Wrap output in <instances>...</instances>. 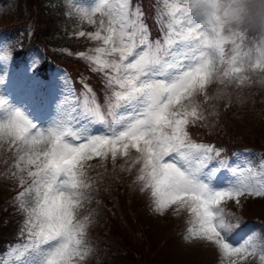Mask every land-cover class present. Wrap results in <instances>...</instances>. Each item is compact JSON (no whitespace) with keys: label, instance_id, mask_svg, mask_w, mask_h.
<instances>
[{"label":"snow or ice","instance_id":"obj_1","mask_svg":"<svg viewBox=\"0 0 264 264\" xmlns=\"http://www.w3.org/2000/svg\"><path fill=\"white\" fill-rule=\"evenodd\" d=\"M184 4L175 0L169 6L166 30L155 41L131 0L76 7L79 19L89 24L100 17L96 31L78 33L98 45L78 55L90 72L101 75L103 105L86 83L79 94L65 83L55 118L40 126L0 92V145L15 150L11 175L20 189L14 200L24 216L19 232L25 239L2 264H84L91 255L88 217H80L91 199L84 162L108 156L115 162L130 149L139 165L134 182L152 210L159 215L172 206L187 211L186 241L214 247L227 264L248 256H259L264 264V236L253 232L233 244L230 237L244 222L222 207L229 201L240 205L241 198H264V160L233 166L221 149L195 142L187 130L205 119L195 98L209 83L230 79L246 65L264 69L254 60L264 54L237 50L227 57L224 33L233 27L219 19L200 24ZM11 59L8 50L0 53V72ZM4 84L0 75V87ZM98 126L102 133L94 131ZM222 171L231 179L217 186Z\"/></svg>","mask_w":264,"mask_h":264},{"label":"rangeland","instance_id":"obj_2","mask_svg":"<svg viewBox=\"0 0 264 264\" xmlns=\"http://www.w3.org/2000/svg\"><path fill=\"white\" fill-rule=\"evenodd\" d=\"M13 1L0 0V30L13 25L22 16V12H19L20 15L15 12ZM96 2L97 0L68 1L67 19L71 20L73 33L76 36L80 37L78 35L80 31L92 33L97 30L100 19L98 14L93 17L95 23L89 24L80 20L76 13V7L90 8ZM74 3L76 7L73 10ZM156 3H158V13L161 14L160 21L166 30L169 22L167 15L169 6L175 3V0H156ZM132 6L136 7L133 4ZM65 30L69 31V28L66 27ZM224 34L227 38L224 45L225 54L229 58L236 54L237 50L241 52L252 50L254 54L257 41L260 39L257 33L242 32L235 28H232L231 32L226 28ZM90 42L87 51L89 54L90 50L98 45L96 41L90 40ZM78 47L79 44L74 45L73 50ZM4 50L11 53L12 59L4 72H0L5 78V84L0 87V92L12 105L23 109L40 126H47L57 114L58 102L63 99L62 93L66 90L65 83L71 86L63 76L64 71L61 69L58 74L43 81L36 73L41 65L40 60H31L24 68H16L13 65V58L21 56L24 49L10 40L0 42V53ZM34 64L36 67L33 69ZM237 76L242 79H237ZM262 76L264 69L246 65L245 70L234 74L231 80L229 78H224L222 81L213 80L206 86L204 94L195 98L205 117L203 121L198 122V126L205 129V138L217 141L218 131L222 129L226 143L236 146H256L259 149L255 152L251 149H243L229 156L224 155L233 166L243 165L246 159L254 166L264 160V155L261 154V151L264 153V78ZM103 130L99 126L94 129L98 134ZM135 156V150L130 149L127 157L118 155L115 162L111 156L104 159L95 157L84 162L91 185V199L85 201L80 210L81 218L88 217L86 241L91 248V255L86 258L84 264H101L107 258L112 260L109 257L121 248L120 241L123 236L134 243L135 249L137 247L139 250L143 246L151 250L152 259L149 264H227V261L218 259L214 247L184 239L189 219L185 209L172 206L163 215L156 214L152 210L148 195L141 193L140 185L134 182L139 170V165L134 162ZM15 161L14 148L7 144L0 145V197H10L13 204L16 195H13L14 198L9 195L14 190L16 180L8 176V169L14 167ZM230 179L231 174L222 171L218 174L215 183L221 186ZM222 207L225 212L244 222L230 237L233 244H239L253 232L258 236H264V198H241L240 205L229 201ZM20 216L24 221L22 213ZM18 238V242H12L4 250L5 253L0 254V264L9 259L11 249L25 242L20 233ZM143 247L144 252L146 250ZM124 264L140 263L129 260ZM240 264H260L259 256H248L240 261Z\"/></svg>","mask_w":264,"mask_h":264},{"label":"trees","instance_id":"obj_3","mask_svg":"<svg viewBox=\"0 0 264 264\" xmlns=\"http://www.w3.org/2000/svg\"><path fill=\"white\" fill-rule=\"evenodd\" d=\"M68 1L14 0L15 12L18 14L22 12V16L13 25L0 30V42L11 40L15 42L16 46L21 45L22 49H24L21 56L13 58L14 67H24L31 60H40L41 65L36 73L43 80L48 78L52 70L62 68L64 70L63 75H65L70 82V87L76 93H80L82 85L86 83L94 90L99 102L103 105L104 88L102 86V77L99 74L90 72L86 62L78 55L81 52L87 53L91 42L87 36L78 37L73 33L71 20L68 21L67 19L66 7ZM131 4L139 6L142 13V21L150 33V38L153 41L161 39L163 24L160 21L161 14L160 12L158 13L156 0H131ZM75 7L76 4L74 3L73 10ZM24 10H26L25 13H23ZM66 27L69 28V31L65 30ZM78 44L79 47L73 50V46ZM198 122L188 127L187 130L190 137L195 142L213 145L221 149L224 152L223 156L235 154L243 149H251L254 152L259 150L256 146H236L226 143L222 129L218 131L219 136L216 134L218 136L217 141L212 140V138H205V129L202 126H198ZM261 154L264 155L262 151ZM13 171H15L14 167L9 168L8 176H12L11 173ZM19 191L18 181L16 180L14 190L9 196L14 198L13 195H17ZM9 198L7 196L0 197V254H4V250L12 242H18L19 230L23 224L21 213L15 204L16 202L13 204V201H10ZM120 245V249H117L113 254L111 253L112 257H109V259L111 258L112 260L107 258L101 264H124L129 260L137 261L140 264L142 262L143 264L150 263L152 259L151 250L143 246L144 250H146L144 252L142 247L139 250L137 247L135 249L134 243L126 239L125 236L122 237ZM151 247L156 246L151 245Z\"/></svg>","mask_w":264,"mask_h":264},{"label":"clouds","instance_id":"obj_4","mask_svg":"<svg viewBox=\"0 0 264 264\" xmlns=\"http://www.w3.org/2000/svg\"><path fill=\"white\" fill-rule=\"evenodd\" d=\"M184 7L191 18L205 26L219 19L242 32L257 33L256 51L264 54V0H185ZM255 59L264 63V55Z\"/></svg>","mask_w":264,"mask_h":264}]
</instances>
